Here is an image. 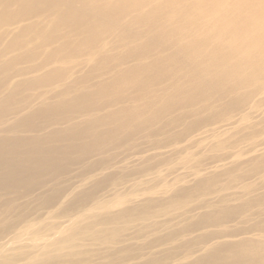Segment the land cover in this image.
I'll use <instances>...</instances> for the list:
<instances>
[{
	"label": "bare ground",
	"instance_id": "obj_1",
	"mask_svg": "<svg viewBox=\"0 0 264 264\" xmlns=\"http://www.w3.org/2000/svg\"><path fill=\"white\" fill-rule=\"evenodd\" d=\"M0 264H264V0H0Z\"/></svg>",
	"mask_w": 264,
	"mask_h": 264
}]
</instances>
